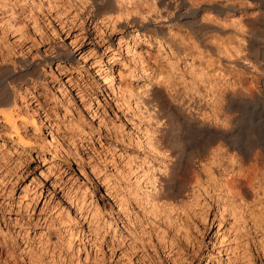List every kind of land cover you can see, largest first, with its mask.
I'll return each mask as SVG.
<instances>
[{"label":"clouds","instance_id":"1","mask_svg":"<svg viewBox=\"0 0 264 264\" xmlns=\"http://www.w3.org/2000/svg\"><path fill=\"white\" fill-rule=\"evenodd\" d=\"M0 264H264V0H0Z\"/></svg>","mask_w":264,"mask_h":264},{"label":"rangeland","instance_id":"2","mask_svg":"<svg viewBox=\"0 0 264 264\" xmlns=\"http://www.w3.org/2000/svg\"><path fill=\"white\" fill-rule=\"evenodd\" d=\"M156 96H157V98H161V94L160 93H156ZM161 103H162V108H165V109H167V105H166V102H164L163 100H162V98H161ZM195 130V126L193 125V126H186L185 127V134L186 135H191L192 134V132ZM175 168H174V173H175ZM103 193V188H99L98 189V193H97V195H100V194H102ZM104 203H110V201H106V200H103V201H101V204L103 205Z\"/></svg>","mask_w":264,"mask_h":264}]
</instances>
